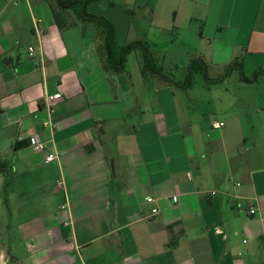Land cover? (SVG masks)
Here are the masks:
<instances>
[{"label":"crops","instance_id":"0c3cea01","mask_svg":"<svg viewBox=\"0 0 264 264\" xmlns=\"http://www.w3.org/2000/svg\"><path fill=\"white\" fill-rule=\"evenodd\" d=\"M95 3L89 13L115 26L120 46L176 34L205 49L206 93L179 102L156 78L155 102L140 107L72 11L0 0V264H264V108L216 93L230 91L217 80L239 57L244 84L264 80V0Z\"/></svg>","mask_w":264,"mask_h":264},{"label":"rangeland","instance_id":"374dc122","mask_svg":"<svg viewBox=\"0 0 264 264\" xmlns=\"http://www.w3.org/2000/svg\"><path fill=\"white\" fill-rule=\"evenodd\" d=\"M95 4L96 3L94 2L90 4L89 7L91 8ZM122 30L125 31L126 34V29L122 28ZM122 33L123 35H120V39L123 43L125 39L127 40V37L124 36V32H121V34ZM116 39L120 44L119 38H117V32ZM154 42L155 46H151L154 65L155 67L162 69L163 72L171 78L174 84L172 88L176 92V96H179V102L183 99V102L185 103L186 96H190L192 98L197 97V95H199L200 93H206V90L200 88V83H203L207 80L200 73H197V71H193V80L196 81V83L189 94L186 95L183 91H181V86L185 84L187 75L192 71V64L196 61V52H203L205 51V49H196L197 47L195 45V42L191 38H187L185 35L172 34L169 37L160 36L154 39ZM164 44H168L165 47L166 49L163 47ZM144 55L145 53H143L141 49L134 51L128 58V67L124 76L122 75L120 77L117 74L110 75L114 79L129 78L130 83L133 85V91L130 95L131 100L137 99L139 101L140 107L143 106V104L151 107L155 102L154 99H156V90L160 85L155 84L153 79H156L157 77L154 76V74H151L150 70L146 71V73L149 75L148 78L146 79L143 77L142 72L146 63ZM153 76L155 78H152ZM226 81H228L226 82V84L228 85L230 91H224L222 88H220V92H216L220 98H228L230 100L236 99V103L238 104L241 103V101L239 100L241 98H244L246 100L249 99L252 110H254L255 108H264L263 79L256 84H244V81L241 79L240 72L234 71ZM227 94L233 96H228ZM186 102H188V100ZM201 107L203 108V112L209 109V106L205 104H203ZM194 113L198 114V111H193V114Z\"/></svg>","mask_w":264,"mask_h":264},{"label":"trees","instance_id":"16d2710c","mask_svg":"<svg viewBox=\"0 0 264 264\" xmlns=\"http://www.w3.org/2000/svg\"><path fill=\"white\" fill-rule=\"evenodd\" d=\"M59 9H66L72 11L79 22L84 27V30L92 27L96 31V36L100 39V44L98 46V51L100 54V59L103 65V68L108 74H117L122 76L126 73V64L128 57L136 50L141 49L145 53V66L143 68L142 75L144 78H148L147 70L151 71V74H154L159 80L164 81L166 84L174 86L173 81L169 76H167L162 69L155 67L151 45L145 41L134 42L127 44L125 46H120L116 39V28L115 26L106 18L98 17L92 15L88 11L90 4L97 2L99 0H56ZM53 12L57 24L61 29L66 28V24L62 23L61 16L59 12L53 6ZM192 71L187 75L185 84L192 82L193 80V71L200 73L206 80H209L208 70L209 67L205 61H195L192 64ZM234 71H239L241 77L246 79L244 75V60L242 57L236 58L230 65L224 68V72L217 82H221L224 79H227L231 76ZM182 85L187 87L189 85ZM8 165L0 159V173L2 174Z\"/></svg>","mask_w":264,"mask_h":264},{"label":"built area","instance_id":"2783aa9c","mask_svg":"<svg viewBox=\"0 0 264 264\" xmlns=\"http://www.w3.org/2000/svg\"><path fill=\"white\" fill-rule=\"evenodd\" d=\"M37 33H38V35H40V32L41 31H39V29L37 28ZM35 51H36V49L34 48V47H30L29 48V52H30V55L31 56H34L35 55ZM62 99V94L61 93H58V94H55V95H52V96H48L47 98H46V110L48 111V113H49V115L50 116H52L54 113H55V111H56V103L58 102V101H60ZM45 125L46 126H50V127H52V122L50 121V120H48L46 123H45ZM225 126V123H223V122H213V124H212V127L214 128V129H221V128H223ZM30 145H31V147L36 151V152H38V153H45L46 152V150H47V147H46V145L45 144H43V143H39V142H37L36 140H33L31 143H30ZM57 158V156L56 155H54V154H49V155H46V157H45V162L46 163H51V162H53L55 159ZM63 182H60V184H62ZM156 202V200L153 198V197H150V198H148L147 199V203L148 204H153V203H155ZM159 214V210H158V208L157 207H154L153 209H152V215L153 216H156V215H158ZM250 214L251 215H255L256 214V210H255V208H251L250 209ZM246 242V241H245Z\"/></svg>","mask_w":264,"mask_h":264}]
</instances>
